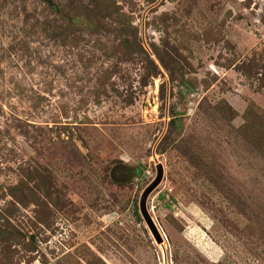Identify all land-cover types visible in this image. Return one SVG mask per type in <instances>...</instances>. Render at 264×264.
<instances>
[{
  "label": "rangeland",
  "instance_id": "obj_1",
  "mask_svg": "<svg viewBox=\"0 0 264 264\" xmlns=\"http://www.w3.org/2000/svg\"><path fill=\"white\" fill-rule=\"evenodd\" d=\"M0 264H264V0H0Z\"/></svg>",
  "mask_w": 264,
  "mask_h": 264
},
{
  "label": "water",
  "instance_id": "obj_2",
  "mask_svg": "<svg viewBox=\"0 0 264 264\" xmlns=\"http://www.w3.org/2000/svg\"><path fill=\"white\" fill-rule=\"evenodd\" d=\"M161 167L160 165H157L155 168V177L152 180V182H150L142 191L139 201H138V212L140 214V216L142 217L144 223L146 224L147 228L149 229V231L151 232L152 236L154 237V239H156L157 241H159L158 239V235L156 233L155 228L153 227V224L151 223L150 218L147 215V212L145 210V199L147 197V195L149 194V192L151 190H153V188L159 183V181L161 180Z\"/></svg>",
  "mask_w": 264,
  "mask_h": 264
}]
</instances>
